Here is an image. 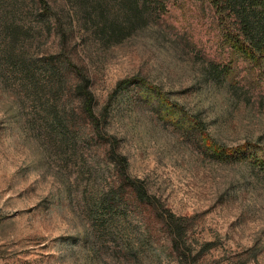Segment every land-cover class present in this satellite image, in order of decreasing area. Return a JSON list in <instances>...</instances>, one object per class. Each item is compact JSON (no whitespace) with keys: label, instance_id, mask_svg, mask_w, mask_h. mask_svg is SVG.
Masks as SVG:
<instances>
[{"label":"rangeland","instance_id":"rangeland-1","mask_svg":"<svg viewBox=\"0 0 264 264\" xmlns=\"http://www.w3.org/2000/svg\"><path fill=\"white\" fill-rule=\"evenodd\" d=\"M239 32L212 0H0V264H264V50Z\"/></svg>","mask_w":264,"mask_h":264},{"label":"trees","instance_id":"trees-1","mask_svg":"<svg viewBox=\"0 0 264 264\" xmlns=\"http://www.w3.org/2000/svg\"><path fill=\"white\" fill-rule=\"evenodd\" d=\"M44 1V0H42ZM213 4L220 10L223 8L231 11L234 15L236 25L239 27V37L242 38L243 48L242 51L251 58L258 56L263 52L264 44V0H212ZM223 7V8H222ZM115 33V28L111 30ZM124 86V82L119 83L117 89ZM89 88V80L84 78L83 83L78 86V91L84 97L83 108L87 117L91 119L93 125L100 130V120L97 118L94 111V96ZM221 149L219 150V152ZM225 152L228 150L224 149ZM119 164L122 165L123 171L126 170L127 159L120 157ZM125 179L130 183L139 201L146 203L156 209L155 201L150 197L146 186L140 181L131 180L129 177ZM170 231L174 238H180L182 235V226L173 218L170 217L168 222Z\"/></svg>","mask_w":264,"mask_h":264}]
</instances>
